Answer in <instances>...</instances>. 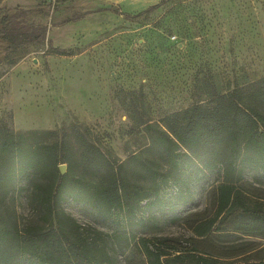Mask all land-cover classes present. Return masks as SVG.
I'll return each instance as SVG.
<instances>
[{
	"label": "trees",
	"instance_id": "trees-1",
	"mask_svg": "<svg viewBox=\"0 0 264 264\" xmlns=\"http://www.w3.org/2000/svg\"><path fill=\"white\" fill-rule=\"evenodd\" d=\"M26 15L19 5L0 7L1 52L47 39V26ZM195 96L192 105L147 123L148 144L125 160L80 131L43 142L36 130L0 124V264H120V253L127 264H264V187L246 178L264 179V76ZM210 172L212 208L187 221L193 237L141 233L159 228L154 209L193 202L194 187ZM17 191L28 192L37 221L22 226L7 205ZM67 200L90 207L112 233L80 223L63 207Z\"/></svg>",
	"mask_w": 264,
	"mask_h": 264
},
{
	"label": "rangeland",
	"instance_id": "rangeland-1",
	"mask_svg": "<svg viewBox=\"0 0 264 264\" xmlns=\"http://www.w3.org/2000/svg\"><path fill=\"white\" fill-rule=\"evenodd\" d=\"M17 5L48 34L44 42L0 51V124L36 130L38 141L74 139L80 131L125 160L148 144L147 123L192 105L195 93L205 98L264 76V0H0V7ZM78 13L81 19L70 20ZM246 178L264 187L260 176ZM215 183L210 172L194 187L193 202L173 212L154 209L159 228L141 233L193 237L187 221L211 210ZM27 193L7 200L22 226L38 220ZM63 207L112 233L90 207L73 200ZM229 239L234 234L223 237ZM118 257L127 264L126 255Z\"/></svg>",
	"mask_w": 264,
	"mask_h": 264
},
{
	"label": "water",
	"instance_id": "water-1",
	"mask_svg": "<svg viewBox=\"0 0 264 264\" xmlns=\"http://www.w3.org/2000/svg\"><path fill=\"white\" fill-rule=\"evenodd\" d=\"M0 57H1V55H0ZM60 171H61V173H65L66 171H67V164H61L60 166Z\"/></svg>",
	"mask_w": 264,
	"mask_h": 264
}]
</instances>
